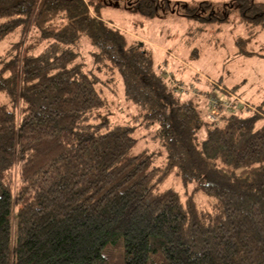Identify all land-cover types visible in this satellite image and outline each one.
Segmentation results:
<instances>
[{"label":"trees","instance_id":"obj_1","mask_svg":"<svg viewBox=\"0 0 264 264\" xmlns=\"http://www.w3.org/2000/svg\"><path fill=\"white\" fill-rule=\"evenodd\" d=\"M237 1L245 19L264 16V3ZM133 5L146 19L172 10L170 0ZM100 8L0 0V42L20 35L0 61V264H264V110L230 114L221 105L213 122L209 104L203 120L154 69L152 52ZM196 10L186 16L229 20ZM82 36L97 64L156 101L147 117L162 123L171 152L164 167L131 153L132 127L100 120L107 99L99 76L77 64ZM180 168L185 186L191 177L208 181L186 201L161 190ZM200 191L215 197L207 209L194 200Z\"/></svg>","mask_w":264,"mask_h":264},{"label":"rangeland","instance_id":"obj_2","mask_svg":"<svg viewBox=\"0 0 264 264\" xmlns=\"http://www.w3.org/2000/svg\"><path fill=\"white\" fill-rule=\"evenodd\" d=\"M91 1L101 6V18L126 32L131 42H141L152 52L154 69L163 71L159 74L167 79L169 88H175L174 92L183 98L182 102L193 99L203 120H208L210 109V101L205 99L227 95L226 91L230 90L225 87L233 89L248 105L245 113L264 110V16L253 20L249 15V19H245L237 0H170L172 10L160 11L156 19L137 14L133 5L137 0ZM257 1L264 3V0ZM192 8L197 9L196 14L200 17L214 15L221 19L228 15L229 20L201 22L190 19L186 12ZM19 41L18 34L0 42V61ZM75 51L80 55L77 64H82L85 71L94 72L101 80L97 86L107 104L98 113L100 120L107 118L115 125L132 127L131 135L137 144L131 153L150 156L153 168L168 164L171 152L166 138L161 136L162 123L151 125L152 118L147 117L156 101H147L143 88L129 90L117 68L113 75L108 67L110 64H97L98 52L85 36L80 37ZM242 51L248 54H242ZM5 99L0 95V103ZM181 170L174 171L161 190L173 189L186 201L189 194L208 181L191 177L185 186ZM194 200L198 207L207 209L215 197L200 191L195 193Z\"/></svg>","mask_w":264,"mask_h":264},{"label":"built area","instance_id":"obj_3","mask_svg":"<svg viewBox=\"0 0 264 264\" xmlns=\"http://www.w3.org/2000/svg\"><path fill=\"white\" fill-rule=\"evenodd\" d=\"M226 92H227L228 97L230 98V101H225V102H222L221 100L218 101L217 97L209 99L210 101L209 104H212V109L209 112V116L213 122H217L219 120V117H220L219 107L221 105L225 108V111L230 114L232 112H239L242 110L246 111L248 108V105L240 99V96H238L234 92H231V93L229 91H226ZM240 104L243 107H241Z\"/></svg>","mask_w":264,"mask_h":264},{"label":"crops","instance_id":"obj_4","mask_svg":"<svg viewBox=\"0 0 264 264\" xmlns=\"http://www.w3.org/2000/svg\"><path fill=\"white\" fill-rule=\"evenodd\" d=\"M202 82V81H201ZM227 90H231V88L230 89H228L227 87H225ZM222 98H224V96H222Z\"/></svg>","mask_w":264,"mask_h":264}]
</instances>
